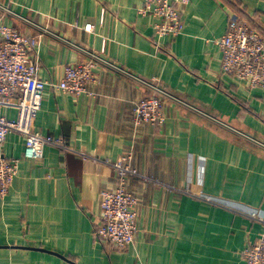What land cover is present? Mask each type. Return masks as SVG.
<instances>
[{"label":"crops","instance_id":"obj_1","mask_svg":"<svg viewBox=\"0 0 264 264\" xmlns=\"http://www.w3.org/2000/svg\"><path fill=\"white\" fill-rule=\"evenodd\" d=\"M143 3L0 0L4 23L37 37L42 80L59 82L84 50L174 98L164 100L163 126H137L134 106L153 92L115 69L99 67L78 97L48 86L34 130L75 153L48 145L41 160H27L23 136H7L0 157L21 163L0 203V264H245L244 250L264 237V88L224 74L216 44L231 15L264 34V0H188L184 33L158 47L157 20L137 14ZM125 153L147 179L127 183L138 233L113 252L94 232L100 193L117 185L105 162ZM255 211L261 220L247 215Z\"/></svg>","mask_w":264,"mask_h":264},{"label":"built area","instance_id":"obj_2","mask_svg":"<svg viewBox=\"0 0 264 264\" xmlns=\"http://www.w3.org/2000/svg\"><path fill=\"white\" fill-rule=\"evenodd\" d=\"M187 4L188 0H144L137 10L140 17H152L157 20L153 27V42L157 47L160 39L176 38L184 33L186 23L182 13ZM85 30L92 32L93 25L87 24ZM216 44L222 52L221 68L224 74L242 81L249 89L264 88V34L249 22L231 15L226 33ZM37 46V37L28 36L7 26L4 17L0 16V147L9 134L17 133L25 140L24 159L41 160L48 145L75 153L64 141L51 140L36 132L34 120L42 108L44 91L48 86L75 97L89 93L88 86L95 80V71L102 66L132 77L153 92L134 106V120L137 126L146 123L161 127L165 124L164 100L174 98L158 88L155 81L135 77L98 54L81 50L86 59L66 65L61 80L50 84L40 78V60L34 55ZM4 109L16 110L17 118L5 117L2 114ZM80 155L85 160L97 161L86 154ZM20 163V158L0 157V203L7 197ZM131 163V153L123 154L115 162H105L116 172L117 185L114 189H103L100 193V221L95 226L94 234L98 243L113 252H123L132 246L138 233L139 201L127 189V183L131 178H147ZM201 196L209 202L218 203L215 199ZM220 205L246 214L240 209ZM247 215L260 219L256 211ZM243 257L245 264H264V237L247 246Z\"/></svg>","mask_w":264,"mask_h":264}]
</instances>
